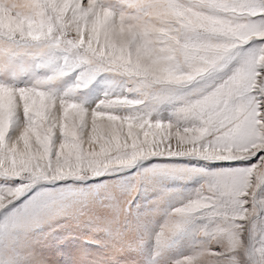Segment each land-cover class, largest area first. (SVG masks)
I'll return each instance as SVG.
<instances>
[{
    "label": "snow or ice",
    "instance_id": "6c2138e0",
    "mask_svg": "<svg viewBox=\"0 0 264 264\" xmlns=\"http://www.w3.org/2000/svg\"><path fill=\"white\" fill-rule=\"evenodd\" d=\"M0 264H264V0H0Z\"/></svg>",
    "mask_w": 264,
    "mask_h": 264
}]
</instances>
